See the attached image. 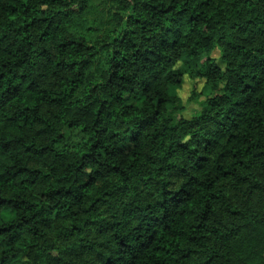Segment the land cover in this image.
Listing matches in <instances>:
<instances>
[{
  "label": "trees",
  "instance_id": "obj_1",
  "mask_svg": "<svg viewBox=\"0 0 264 264\" xmlns=\"http://www.w3.org/2000/svg\"><path fill=\"white\" fill-rule=\"evenodd\" d=\"M114 1L0 0V264H264V0Z\"/></svg>",
  "mask_w": 264,
  "mask_h": 264
},
{
  "label": "rangeland",
  "instance_id": "obj_2",
  "mask_svg": "<svg viewBox=\"0 0 264 264\" xmlns=\"http://www.w3.org/2000/svg\"><path fill=\"white\" fill-rule=\"evenodd\" d=\"M119 15L114 0H89L87 8L83 13L77 17H72L69 21L68 27L71 31H76L84 34L90 40L103 37L110 29L114 27V22ZM219 51L216 50L212 57H217ZM105 68V55L100 53L94 60L92 67L90 68L89 76L96 78L100 72ZM209 88L203 89L202 81L185 80L180 90H178L179 96L182 98L185 108V115L197 113L199 110V102L204 99L203 95H199L195 100H189L192 96V92L195 93H208ZM126 102L138 105L139 100L129 99L126 97ZM79 139L78 134H71L70 141H76ZM0 213H4L5 216H0V220H8L13 216V213L8 209H0Z\"/></svg>",
  "mask_w": 264,
  "mask_h": 264
},
{
  "label": "clouds",
  "instance_id": "obj_3",
  "mask_svg": "<svg viewBox=\"0 0 264 264\" xmlns=\"http://www.w3.org/2000/svg\"><path fill=\"white\" fill-rule=\"evenodd\" d=\"M42 6H43V5H42ZM175 70H176V66H175V64H171V65H169V67H168L167 69H165L164 74L167 75L169 71H173V72H174ZM161 86L163 87V85H161ZM172 87L174 88L175 85H172ZM173 102H175V101L173 100ZM197 115H198V114H197ZM184 139L187 140V139H188V136L185 135V136H184ZM0 216H5V218H6V215H5L4 213H0Z\"/></svg>",
  "mask_w": 264,
  "mask_h": 264
}]
</instances>
